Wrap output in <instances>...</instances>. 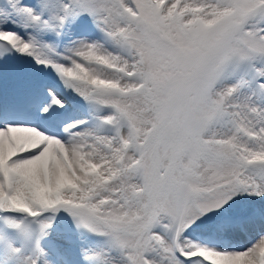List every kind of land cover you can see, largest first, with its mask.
Returning a JSON list of instances; mask_svg holds the SVG:
<instances>
[{
  "label": "snow or ice",
  "instance_id": "1",
  "mask_svg": "<svg viewBox=\"0 0 264 264\" xmlns=\"http://www.w3.org/2000/svg\"><path fill=\"white\" fill-rule=\"evenodd\" d=\"M0 264H264V0H0Z\"/></svg>",
  "mask_w": 264,
  "mask_h": 264
}]
</instances>
